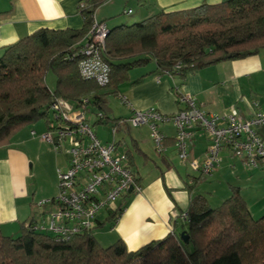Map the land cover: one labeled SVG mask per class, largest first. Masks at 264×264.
<instances>
[{"label": "trees", "instance_id": "16d2710c", "mask_svg": "<svg viewBox=\"0 0 264 264\" xmlns=\"http://www.w3.org/2000/svg\"><path fill=\"white\" fill-rule=\"evenodd\" d=\"M104 1H79L84 4L78 9L83 18L79 29L40 28L3 48L0 146L7 145L26 125L40 120L46 125L47 109L55 98L76 106L86 98V106L95 113V123H107L106 95L115 92L135 66L154 61L161 71L173 75L197 66L249 57L264 49V0L203 1L189 9L160 11L108 31L102 58L110 67L109 90L101 92L103 87L81 79L77 65L79 50L91 27V15ZM176 62L185 66L174 71ZM49 72L55 80L52 89L44 82ZM97 113L102 118L98 119ZM120 120L114 118L112 123L119 126ZM229 189L230 195L217 207H212L203 195L193 196L185 225L179 231L135 250H128L120 238L103 246L94 234L105 223L111 227L117 221L128 193L115 210L106 212L104 220L96 219L92 230L68 240L34 231L31 218L16 236L3 235L0 230V264H264V215L254 218L239 189Z\"/></svg>", "mask_w": 264, "mask_h": 264}, {"label": "crops", "instance_id": "0c3cea01", "mask_svg": "<svg viewBox=\"0 0 264 264\" xmlns=\"http://www.w3.org/2000/svg\"><path fill=\"white\" fill-rule=\"evenodd\" d=\"M79 1L0 0V55L5 46L37 29L81 28ZM203 1L214 4L222 0H109L99 5L94 14L111 30L160 11L189 9ZM128 9L131 12L125 13ZM127 76L112 94L126 96L130 105H123V112L115 116L112 109V119L125 118L133 109L148 107L172 114L183 107L176 99L179 93L194 96L196 103L209 114H221L232 107L243 117H249L256 110L264 111V49L256 55L197 66L173 75L164 73L154 61H149L130 69ZM130 128H126L129 142L118 150L130 156V166L141 190L127 194L126 206L111 227L105 223L96 229L95 237L101 245L120 238L128 250H135L151 240L177 232L185 225L182 215L193 196L203 195L212 207H217L230 195V187L239 189L254 218L264 211L262 199L253 198L250 202L246 199L248 187L244 182L257 170L249 168L229 149L221 151L222 159L216 170L210 175H201L177 158L173 125L161 127L166 143L163 153L155 151L146 126ZM45 129L42 121L26 125L7 145L0 146V230L3 235L16 236L31 218L39 219L41 210L36 202L57 193V169L67 167L69 155L65 151H54L40 138ZM257 133L264 139V126L259 127ZM209 143L206 133L196 128L189 142L190 157L201 160ZM197 179L195 188L189 190Z\"/></svg>", "mask_w": 264, "mask_h": 264}, {"label": "built area", "instance_id": "2783aa9c", "mask_svg": "<svg viewBox=\"0 0 264 264\" xmlns=\"http://www.w3.org/2000/svg\"><path fill=\"white\" fill-rule=\"evenodd\" d=\"M83 7V2L78 3V9ZM94 12L85 44L79 50L77 68L81 79L104 87L109 83L110 67L102 53L109 29L104 21L95 18ZM130 12V9L125 11ZM184 66L176 62L172 70L179 71ZM117 97L121 104L130 105L126 96ZM176 99L183 107L172 114H164L155 107L133 109L118 125L146 126L157 153L165 151V135L161 127L173 125L177 158L201 175H210L219 167L221 151L225 148L253 170L264 165V139L257 133V129L264 126V111L256 110L249 117H243L232 107L221 114H209L189 93H179ZM86 104V98L82 99L81 106L63 98L53 99L47 109L52 119L47 118L46 129L40 135L54 151H65L69 159L66 168L57 169L56 195L36 202L41 213L39 219L33 220L32 229L61 241L92 230L100 212L115 210L118 200L128 193L130 187L131 192L141 190L126 153L118 150L114 139L118 126L112 125L110 129L113 139L102 143L87 119L86 113H91V110ZM253 105L256 107L257 103ZM96 117L102 118V114L97 113ZM196 128L204 131L210 140L201 160L189 155V142ZM182 218L185 220L186 214Z\"/></svg>", "mask_w": 264, "mask_h": 264}, {"label": "rangeland", "instance_id": "374dc122", "mask_svg": "<svg viewBox=\"0 0 264 264\" xmlns=\"http://www.w3.org/2000/svg\"><path fill=\"white\" fill-rule=\"evenodd\" d=\"M44 82H45V85L47 87H49V88L54 87L55 80H54V76L51 72H49L45 75ZM101 89L105 90L107 92L109 90L107 86H105ZM123 109H124L123 104L120 103L119 98L117 96L113 95L112 93H108L106 95V112L108 114V119H109L108 123L104 122L101 124H95V121H96L95 113L94 112L86 113V116H87L89 123L92 125L94 132L97 134L98 139L102 143L110 142L112 140V137H113L112 133L110 132V129H111L112 125H114V124L112 123L113 116H111L112 112H110V111L111 110L114 111L113 115L115 116V114L122 113ZM46 118L52 119L51 112L47 113ZM121 119H123V117ZM41 121L44 122L43 120H40V122ZM127 127H131V126H128L124 123L120 124L118 126V129H117L116 134L114 136L115 139L117 140V145L120 148H123L129 142L128 141V133H126ZM131 128H133V127H131ZM234 158H235L234 160H237L239 157L238 158L234 157ZM256 170H257V172L254 173L253 177L250 180H248L247 182H244V184L248 187V195L246 196L247 197L246 199L249 202L252 201L253 198L262 199V201H264V165L260 166ZM120 202H122V200H118L117 203L119 204ZM262 203H264V202H262ZM105 214H106V212H104V211L100 212L99 218H104ZM262 215H264V211L260 212V214H256L255 218L257 219V218L261 217ZM97 230L94 231V234L96 233L95 235H97ZM107 245H109V244L105 243V246H107Z\"/></svg>", "mask_w": 264, "mask_h": 264}, {"label": "water", "instance_id": "95a60500", "mask_svg": "<svg viewBox=\"0 0 264 264\" xmlns=\"http://www.w3.org/2000/svg\"><path fill=\"white\" fill-rule=\"evenodd\" d=\"M131 190H132V187H130L127 192L131 193ZM181 236L183 237L184 241L187 242V237L183 236V234H181Z\"/></svg>", "mask_w": 264, "mask_h": 264}]
</instances>
